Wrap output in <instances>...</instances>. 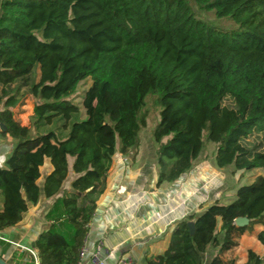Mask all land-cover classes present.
<instances>
[{
  "label": "trees",
  "instance_id": "16d2710c",
  "mask_svg": "<svg viewBox=\"0 0 264 264\" xmlns=\"http://www.w3.org/2000/svg\"><path fill=\"white\" fill-rule=\"evenodd\" d=\"M190 1L238 27L199 19ZM87 79L83 113L71 97ZM148 96L161 107L153 131L160 184L190 172L207 143L218 169L264 170V150L246 143L264 132V0H0V134L13 140L0 165V232L42 196L55 198L35 249L40 264H75L115 155L139 149ZM27 97L29 127L14 113ZM228 98L233 107L223 105ZM46 162L54 170L41 188ZM239 217L250 223L237 226ZM257 225L264 175L233 202L181 221L168 249L146 264H205L210 248L218 253L207 264H237L223 253ZM257 237L264 245V231ZM245 264L264 262L249 250Z\"/></svg>",
  "mask_w": 264,
  "mask_h": 264
},
{
  "label": "crops",
  "instance_id": "0c3cea01",
  "mask_svg": "<svg viewBox=\"0 0 264 264\" xmlns=\"http://www.w3.org/2000/svg\"><path fill=\"white\" fill-rule=\"evenodd\" d=\"M24 111L21 115L26 116V119L23 116L20 119L23 126L29 127L34 104L31 109ZM6 138L12 140L0 134V165L3 167L13 150L12 143L11 146L6 145ZM153 142L156 143L155 140L151 141L150 148H141V141L134 155H115L106 190L97 201L96 213L85 241L91 252L95 251L99 242H103L108 251L112 250L109 257L106 252H102V259L107 264H118L124 258H131L137 264H146V259L162 255L168 249L171 235L181 221L205 211L216 201H225L223 198L227 187L222 175L225 169L215 166L214 155L209 161L202 157L190 172L175 182L160 184L156 153L158 144L155 147ZM53 170L48 162L41 167V188L47 174ZM257 170L254 178L264 175L263 169ZM239 172L245 174L244 171ZM74 178L72 172L64 189L71 190ZM231 178V184L234 185L235 177ZM54 200L42 196L37 204L30 205L18 225L0 232L1 259L8 264H33L27 249L37 252L35 242L50 226L46 214ZM218 223L220 229V218ZM261 231H264V225L255 226L252 232H247L239 239L237 247L223 253L222 258L245 264L249 250H253L264 262V245L257 237ZM217 253L218 249L210 248L205 255V264ZM89 258L88 255L87 264H93Z\"/></svg>",
  "mask_w": 264,
  "mask_h": 264
},
{
  "label": "rangeland",
  "instance_id": "374dc122",
  "mask_svg": "<svg viewBox=\"0 0 264 264\" xmlns=\"http://www.w3.org/2000/svg\"><path fill=\"white\" fill-rule=\"evenodd\" d=\"M190 3H191V6L196 16L199 19L204 20L208 23H211L212 25L218 27L219 29L233 30L238 27L231 19H228V18L218 19L213 12H205L201 10L200 7L194 1H190ZM91 85H92L91 79L82 81L79 84L76 92L71 97V100L74 102L75 105H77L82 110L83 113H84L83 100H84L87 90L91 87ZM157 98L158 96H148L146 99L147 103L144 109V113H145V116L147 117V127L142 130L141 135H140V138L142 141L141 148H150V142L154 140L153 131L156 129L157 125L160 122L161 107L158 104ZM33 104L34 102L29 97H27L25 99V105H19L14 109L15 117L17 119H20L21 116H24L21 114L25 112L24 110L27 109L28 105L32 106ZM109 105L115 111V106L112 104L110 100H109ZM223 105L233 107L234 103L231 98H228L224 100ZM116 114L117 113L115 111V115ZM85 118H86V115L83 116V119ZM1 136L4 137L3 134H1ZM12 141L13 140H9L8 138H6L5 143L7 146L9 145L11 146ZM246 143H248V145L250 146L257 145L261 150H264V132L254 133L250 137V139L246 140ZM154 145L155 147L157 146L156 143H154ZM215 149L216 147L213 144L207 143L205 150H204L203 159H207L208 161L212 159L215 153ZM257 171H258L257 169H254V170L246 171L244 174V173H240L239 171L235 172L233 167H229L223 170L222 175L224 176L225 184L227 187L225 191V197L223 198L225 200L224 204H229L235 200L236 191L239 187L252 184L255 180L253 176H257L256 175ZM231 177H235L236 183L234 185L231 184L232 183ZM230 187H233V188H230Z\"/></svg>",
  "mask_w": 264,
  "mask_h": 264
},
{
  "label": "built area",
  "instance_id": "2783aa9c",
  "mask_svg": "<svg viewBox=\"0 0 264 264\" xmlns=\"http://www.w3.org/2000/svg\"><path fill=\"white\" fill-rule=\"evenodd\" d=\"M27 250L30 253V257L32 258V263L40 264V259L37 252L32 249H27ZM102 252H106L108 257L112 254V250L108 251L107 249H105L103 242H99L96 246L95 251L91 252L85 241L83 247L81 248L79 258L75 264H87L86 260L88 258V255L90 257L89 258L90 262L93 264H107L106 261L102 259ZM118 264H137V262L131 258H124L121 259Z\"/></svg>",
  "mask_w": 264,
  "mask_h": 264
},
{
  "label": "water",
  "instance_id": "95a60500",
  "mask_svg": "<svg viewBox=\"0 0 264 264\" xmlns=\"http://www.w3.org/2000/svg\"><path fill=\"white\" fill-rule=\"evenodd\" d=\"M1 127L3 129V132H5L6 128L4 127V125H1ZM249 223H250L249 219L245 217H239L235 220V224L239 227L246 226ZM189 227H190L191 234H194L195 232L194 222H189ZM0 264H8V263L0 258Z\"/></svg>",
  "mask_w": 264,
  "mask_h": 264
}]
</instances>
